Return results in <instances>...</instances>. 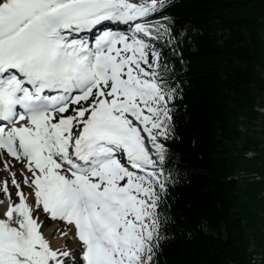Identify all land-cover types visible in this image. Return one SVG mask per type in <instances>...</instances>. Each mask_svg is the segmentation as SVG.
Instances as JSON below:
<instances>
[{
  "label": "snow or ice",
  "instance_id": "1",
  "mask_svg": "<svg viewBox=\"0 0 264 264\" xmlns=\"http://www.w3.org/2000/svg\"><path fill=\"white\" fill-rule=\"evenodd\" d=\"M169 6L0 0V156L18 198L0 182V264H161L179 227L175 61L191 40ZM41 208L67 225L58 244Z\"/></svg>",
  "mask_w": 264,
  "mask_h": 264
},
{
  "label": "trees",
  "instance_id": "2",
  "mask_svg": "<svg viewBox=\"0 0 264 264\" xmlns=\"http://www.w3.org/2000/svg\"><path fill=\"white\" fill-rule=\"evenodd\" d=\"M169 3L160 15L174 17L191 40L180 46L182 70L175 61L183 91L175 101L177 138L166 146L182 174L171 189L179 227L164 246L161 264H255L251 240L264 264V148L237 129L238 116H254V103L264 94V0ZM218 55L239 66L224 74L217 67L192 69L194 59ZM252 144L259 154L246 161L242 152ZM247 168L262 179L233 178L237 169Z\"/></svg>",
  "mask_w": 264,
  "mask_h": 264
},
{
  "label": "rangeland",
  "instance_id": "3",
  "mask_svg": "<svg viewBox=\"0 0 264 264\" xmlns=\"http://www.w3.org/2000/svg\"><path fill=\"white\" fill-rule=\"evenodd\" d=\"M238 66H239V61L238 60H234L232 63H228L226 61V59H224L222 56H219V55L218 56H212V57L206 56L203 59L197 58V59H194L192 61V69H194L196 71H200V70L206 69L208 67H217L220 70V72H222L223 74H224V71H226V70L232 71L233 68L238 67ZM261 75H264V71L261 72ZM256 129L258 130V127ZM225 144H226V146L228 148L232 149L231 148L232 144L229 141L225 140ZM4 161H5V158L0 156V169L3 168ZM10 162L13 163L12 171H19V169L21 168V164L18 161L10 160ZM7 173L10 174V172H7ZM7 173H6V171L4 173L3 172L0 173V181H2V179H1L2 176L6 175ZM16 178L18 179V181H21V180H19L18 177H16ZM0 188H1V186H0ZM13 190H14L13 191L14 194L12 195V198H13L14 201H17L18 198L15 196V192H16L15 187H14ZM21 190L26 195H28V202L30 204L34 205L35 204L34 195H29V193L31 191L29 189V187L27 185H25V184L22 185V183H21ZM2 197H4V193L3 192H2ZM40 219L43 221L42 231L50 239H54L56 237L59 238V232L65 231L66 228H67V225L63 224L62 222H60L58 220H52V222L50 224H46L45 221H44L45 216L42 213H40ZM65 243H67L69 245V247H71L72 241L68 240ZM252 248L253 249L255 248V244L254 243L252 244ZM257 255H258V258H259L258 261H262L263 260V254H262V252L260 250H258Z\"/></svg>",
  "mask_w": 264,
  "mask_h": 264
},
{
  "label": "bare ground",
  "instance_id": "4",
  "mask_svg": "<svg viewBox=\"0 0 264 264\" xmlns=\"http://www.w3.org/2000/svg\"><path fill=\"white\" fill-rule=\"evenodd\" d=\"M3 167H4V165H3ZM1 172H5V168H2V169H0V173ZM16 172V177H19V180H21L22 181V179H23V176H22V174L19 172V171H15ZM7 173V172H6ZM4 175V174H3ZM10 174H6V175H4V176H2V180H3V178H4V180L7 178L8 179V181H9V188L11 187V184H10ZM22 185H24L23 183H22ZM11 191V190H10ZM2 193V192H1ZM11 193L13 194L14 192H12L11 191ZM51 230V229H50ZM52 241H53V243L54 244H58L59 242H60V237L58 238V237H56V238H54V239H52Z\"/></svg>",
  "mask_w": 264,
  "mask_h": 264
},
{
  "label": "built area",
  "instance_id": "5",
  "mask_svg": "<svg viewBox=\"0 0 264 264\" xmlns=\"http://www.w3.org/2000/svg\"><path fill=\"white\" fill-rule=\"evenodd\" d=\"M250 154H252V153L249 152L247 155H250ZM255 178H258V177L256 176ZM258 260H259L258 255L257 254H253L251 261L252 262H257Z\"/></svg>",
  "mask_w": 264,
  "mask_h": 264
}]
</instances>
